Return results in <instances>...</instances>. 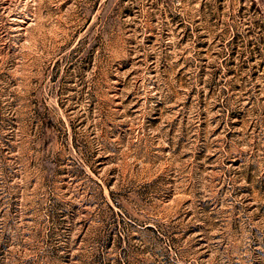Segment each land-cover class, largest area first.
<instances>
[{"label": "rangeland", "instance_id": "obj_1", "mask_svg": "<svg viewBox=\"0 0 264 264\" xmlns=\"http://www.w3.org/2000/svg\"><path fill=\"white\" fill-rule=\"evenodd\" d=\"M0 264H264V0H0Z\"/></svg>", "mask_w": 264, "mask_h": 264}]
</instances>
